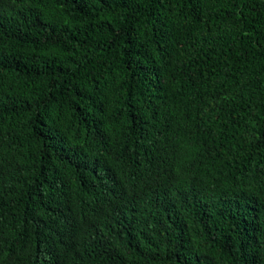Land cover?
Instances as JSON below:
<instances>
[{
	"label": "trees",
	"instance_id": "16d2710c",
	"mask_svg": "<svg viewBox=\"0 0 264 264\" xmlns=\"http://www.w3.org/2000/svg\"><path fill=\"white\" fill-rule=\"evenodd\" d=\"M0 264H264V1L0 0Z\"/></svg>",
	"mask_w": 264,
	"mask_h": 264
},
{
	"label": "water",
	"instance_id": "95a60500",
	"mask_svg": "<svg viewBox=\"0 0 264 264\" xmlns=\"http://www.w3.org/2000/svg\"><path fill=\"white\" fill-rule=\"evenodd\" d=\"M264 1V0H263Z\"/></svg>",
	"mask_w": 264,
	"mask_h": 264
}]
</instances>
